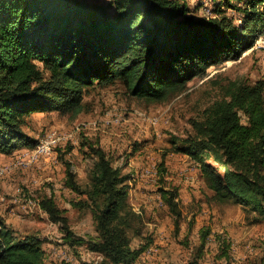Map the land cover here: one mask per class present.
<instances>
[{
    "label": "trees",
    "instance_id": "trees-1",
    "mask_svg": "<svg viewBox=\"0 0 264 264\" xmlns=\"http://www.w3.org/2000/svg\"><path fill=\"white\" fill-rule=\"evenodd\" d=\"M244 2L235 23L226 15L195 18L180 0H0V150L34 148L37 139L24 129L30 114L58 110L76 117L85 109V94L98 85L118 81L129 96L163 102L209 65L237 60L264 32V0ZM220 92L176 150L200 163L212 201L241 203L264 222V83L236 77L220 84ZM88 148L87 184L77 183L67 163L65 186L79 197L72 205L90 211L96 235L76 237L52 196L38 206L71 246L86 245L102 264H133L147 244L131 246L143 225L129 202V176L100 145ZM158 191L177 225V190ZM208 234L201 233L188 264H199ZM44 261L37 236H18L0 225V264Z\"/></svg>",
    "mask_w": 264,
    "mask_h": 264
},
{
    "label": "rangeland",
    "instance_id": "rangeland-1",
    "mask_svg": "<svg viewBox=\"0 0 264 264\" xmlns=\"http://www.w3.org/2000/svg\"><path fill=\"white\" fill-rule=\"evenodd\" d=\"M180 1L188 4L195 18L226 15L235 23L242 16L238 7L245 5L244 0L220 7L216 0ZM260 37L263 40L255 41L237 60L209 65L204 75L188 80L186 90L167 101L146 103L127 95L117 81L87 92L85 109L76 117L58 110L30 114L25 132L37 141L50 136L53 151L32 158V148L22 149L23 144L9 152L0 150V169H4L0 225L18 236H37L45 251L44 264H102V256L86 245L65 242L61 226L38 206L42 197L52 196L76 237L96 235L90 211L72 205L79 197L65 186L67 163L77 183L87 184L92 164L88 144L92 143L100 145L113 165L129 176V202L141 213L143 225L131 246L138 249L147 244L133 264H188L206 230L199 264H262L264 222L255 221V212L241 203L212 201L200 163L176 150L181 139L194 133L192 120L199 119L204 107L220 95V84L236 77L264 83V32ZM145 131L151 136L143 138ZM24 159L28 161L20 164ZM159 187L177 190L181 210L177 225Z\"/></svg>",
    "mask_w": 264,
    "mask_h": 264
},
{
    "label": "built area",
    "instance_id": "built-area-1",
    "mask_svg": "<svg viewBox=\"0 0 264 264\" xmlns=\"http://www.w3.org/2000/svg\"><path fill=\"white\" fill-rule=\"evenodd\" d=\"M116 120H118V119L116 118ZM52 147L53 146L47 145V143H45V138H43V139L38 141V148H32L31 149L30 157H41V156L47 155V154L52 152ZM27 161L28 160L24 159V160H22V162H19V163L24 164ZM3 172H4V169H0V174H3Z\"/></svg>",
    "mask_w": 264,
    "mask_h": 264
},
{
    "label": "bare ground",
    "instance_id": "bare-ground-1",
    "mask_svg": "<svg viewBox=\"0 0 264 264\" xmlns=\"http://www.w3.org/2000/svg\"><path fill=\"white\" fill-rule=\"evenodd\" d=\"M262 37H259L257 40H256V43H259V41H261V40H263V39H261ZM261 44V43H260ZM246 52H248V51H246ZM246 52H244V53H246ZM228 62V61H227ZM41 140V139H40ZM45 143H47V145H49V146H53V139L52 138H50V136H49V138H45ZM34 148H38V143L36 144V146L34 147ZM52 151H53V147H52ZM32 158H34V157H32ZM19 162H22V160H20Z\"/></svg>",
    "mask_w": 264,
    "mask_h": 264
},
{
    "label": "crops",
    "instance_id": "crops-1",
    "mask_svg": "<svg viewBox=\"0 0 264 264\" xmlns=\"http://www.w3.org/2000/svg\"><path fill=\"white\" fill-rule=\"evenodd\" d=\"M151 132H153V131H151ZM149 136H151L150 133H149V132L147 133V131H145V135H144L143 138H147V137H149ZM21 148H22V149L30 148V146H28V145H23V146H21ZM18 151H19V150H18Z\"/></svg>",
    "mask_w": 264,
    "mask_h": 264
}]
</instances>
